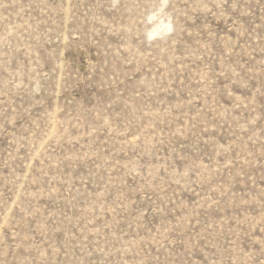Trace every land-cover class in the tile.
I'll use <instances>...</instances> for the list:
<instances>
[{
  "label": "rangeland",
  "instance_id": "1",
  "mask_svg": "<svg viewBox=\"0 0 264 264\" xmlns=\"http://www.w3.org/2000/svg\"><path fill=\"white\" fill-rule=\"evenodd\" d=\"M0 264H264V0H0Z\"/></svg>",
  "mask_w": 264,
  "mask_h": 264
}]
</instances>
